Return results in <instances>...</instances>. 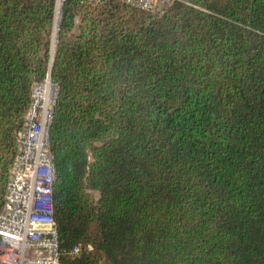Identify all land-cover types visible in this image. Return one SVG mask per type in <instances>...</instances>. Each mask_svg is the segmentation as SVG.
<instances>
[{"label":"trees","instance_id":"1","mask_svg":"<svg viewBox=\"0 0 264 264\" xmlns=\"http://www.w3.org/2000/svg\"><path fill=\"white\" fill-rule=\"evenodd\" d=\"M97 5L64 2L49 69L59 260L264 264V0ZM54 8L0 0V209Z\"/></svg>","mask_w":264,"mask_h":264},{"label":"built area","instance_id":"2","mask_svg":"<svg viewBox=\"0 0 264 264\" xmlns=\"http://www.w3.org/2000/svg\"><path fill=\"white\" fill-rule=\"evenodd\" d=\"M65 1L55 0L56 31ZM87 1L97 5L108 0ZM116 1L153 11L152 0ZM57 95L58 85L51 80L50 73L31 87L24 127L16 135V156L0 209V264H62L52 209L54 155L49 143ZM77 251L78 247H74L73 252Z\"/></svg>","mask_w":264,"mask_h":264},{"label":"rangeland","instance_id":"3","mask_svg":"<svg viewBox=\"0 0 264 264\" xmlns=\"http://www.w3.org/2000/svg\"><path fill=\"white\" fill-rule=\"evenodd\" d=\"M170 2H171V0H169L168 3L166 2V0H152L153 11H149V12H151V13L160 12L167 5H169ZM93 6H99V5H93ZM56 33H57V31H56ZM52 35H53V31L51 34V38L49 40V58H48V62H47V74H49L50 64L52 62V58H53V54H54V48H55V47H53V49L51 50ZM56 39H57V35L55 37L54 46L56 45ZM101 264H104V259L101 260Z\"/></svg>","mask_w":264,"mask_h":264},{"label":"bare ground","instance_id":"4","mask_svg":"<svg viewBox=\"0 0 264 264\" xmlns=\"http://www.w3.org/2000/svg\"><path fill=\"white\" fill-rule=\"evenodd\" d=\"M55 37H56V27L53 29L52 43H51V50H52L53 47H54Z\"/></svg>","mask_w":264,"mask_h":264},{"label":"water","instance_id":"5","mask_svg":"<svg viewBox=\"0 0 264 264\" xmlns=\"http://www.w3.org/2000/svg\"><path fill=\"white\" fill-rule=\"evenodd\" d=\"M50 73V72H49Z\"/></svg>","mask_w":264,"mask_h":264}]
</instances>
